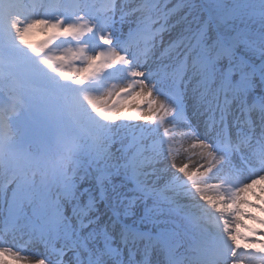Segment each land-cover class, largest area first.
Here are the masks:
<instances>
[{"label":"snow or ice","instance_id":"1","mask_svg":"<svg viewBox=\"0 0 264 264\" xmlns=\"http://www.w3.org/2000/svg\"><path fill=\"white\" fill-rule=\"evenodd\" d=\"M0 264H264V0H0Z\"/></svg>","mask_w":264,"mask_h":264},{"label":"rangeland","instance_id":"2","mask_svg":"<svg viewBox=\"0 0 264 264\" xmlns=\"http://www.w3.org/2000/svg\"><path fill=\"white\" fill-rule=\"evenodd\" d=\"M44 39H45V37L42 34H40V33H36L32 37V41H33L34 44L35 43H40Z\"/></svg>","mask_w":264,"mask_h":264}]
</instances>
